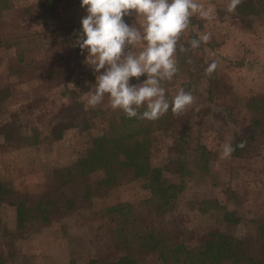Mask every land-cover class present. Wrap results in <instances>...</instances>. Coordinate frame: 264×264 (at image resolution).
I'll return each mask as SVG.
<instances>
[{
  "label": "rangeland",
  "instance_id": "obj_1",
  "mask_svg": "<svg viewBox=\"0 0 264 264\" xmlns=\"http://www.w3.org/2000/svg\"><path fill=\"white\" fill-rule=\"evenodd\" d=\"M196 2L203 6L205 12L209 9L211 12L207 17L194 15L181 42L189 47L193 34L198 37L210 34V42L203 43L204 49L201 50L204 58L209 63L217 61L218 67L210 78L200 74H205L203 70L192 72L196 59L188 61L194 57L193 51L191 57L181 63L173 81L162 82V86L169 100L181 88L196 98L191 108L202 110L197 117L200 116L204 126H199L194 119L190 136L193 137L197 129H204V139L211 140L214 178L199 181L195 173L186 175L188 188L173 200L168 211L156 216L144 213L142 204L135 202L145 195L139 183L130 187L121 183L99 185L104 173L98 170L89 176L91 192L84 199L93 211L87 216L84 213L76 216L73 220L79 226L70 227L67 232L60 229L59 219L64 218V224L68 225L70 220H66L69 216L60 214L58 218L52 217L42 229L39 224L26 225L23 233L31 235L24 236L16 226V207L3 202L0 204V250L6 257L15 256L9 264H47L52 258L63 263L66 250L78 248L80 255L85 254L91 245L101 248L102 258L111 259V253L114 255L116 250L108 229L114 227V223L101 210L106 204L118 201L133 202L140 216L137 225L142 233L153 229V232L170 240H174L180 230L190 228L181 237L189 241L201 239L208 224L221 227L222 220L215 218L221 216L220 211L215 217L212 214H209L211 217L201 215L199 210L192 211L195 203L188 202L210 197L227 201L224 195H230L232 188L238 195L230 197V207L236 208L241 202L243 208L251 213L248 217L264 214V136L252 139L253 148H246L242 156L221 158L225 140L234 137V130L247 127L250 116L258 113L249 105L254 100L251 97L264 100V0H253L254 7L242 3L235 13L227 11L229 0ZM85 15L80 0H0V126L12 125L24 130H32L35 126L41 132L40 137H44L38 149L32 146L10 150L0 146V178L12 182L18 190L42 189L48 181L49 171L71 166L84 155L82 153L89 145V139L81 136L78 126L71 127L54 143L49 136L53 123L60 121L65 114L76 123L77 117L86 116L89 109H94L88 106L86 93L94 90L97 74L85 63L87 53L82 54L79 47L73 46L81 29L80 20ZM124 19L128 24L135 23L134 15ZM183 57L180 58L183 60ZM144 79L146 76H141L139 82ZM131 82L138 81L132 78ZM210 88L211 91L208 90ZM69 92L78 97L77 102H71ZM107 105L111 106V102L106 97L100 106L104 109ZM112 114V111L105 114V119L103 116L106 123ZM89 125L87 129L90 131L83 133L99 132L92 123ZM169 140L167 135L155 136L151 155L153 164L164 163ZM258 184L263 186L258 187ZM107 188L108 192H100ZM84 201L83 209L86 207ZM105 222L104 227L96 229ZM34 229L38 230L33 233ZM100 233L103 235L94 237ZM78 235L85 246H82V251L79 250L80 241L75 243L67 238ZM151 256L155 257L149 252L140 260L150 262Z\"/></svg>",
  "mask_w": 264,
  "mask_h": 264
},
{
  "label": "trees",
  "instance_id": "obj_2",
  "mask_svg": "<svg viewBox=\"0 0 264 264\" xmlns=\"http://www.w3.org/2000/svg\"><path fill=\"white\" fill-rule=\"evenodd\" d=\"M252 2L253 0H246L243 4L254 7ZM191 39H199V37L193 34ZM201 48L204 49L203 43L195 50L178 53L179 66L181 67V63L189 59L194 51V57L190 60H196L191 71L204 72L210 63L204 58V51ZM180 57H183V60ZM200 74L206 76L204 73ZM69 96L71 102L73 100L77 102L78 97L73 96L71 92ZM251 98L254 100L251 99L249 105L259 114L254 112L249 118L247 127L234 130V137L225 140V142L231 141L235 148L232 156H242L246 148H253L252 139L264 136V100ZM89 110L90 113L86 116L77 117V124L65 114L60 121H55L51 126L49 136L51 135L52 143L64 137L71 127L78 126L81 136L85 135L89 139V145L82 153L84 155L81 154L82 156L78 157L71 166H61L62 168L49 171L45 187L40 190L34 189L36 191L29 188L18 190L12 182L0 178V204L4 202L16 207V226L22 235H31L23 233L27 229L26 225L39 224L42 229L52 217L58 218L60 214V216H69L66 221L70 220V224L66 225L63 222L64 218L59 219L62 231L67 232L68 228L79 226L73 219L76 216H83V213L87 216L88 212L93 211V208H88V203L84 199H87L91 192L89 176L98 170L104 173L99 185L121 183L130 187L139 183L145 195L135 202L142 204L141 209L144 213H152L156 216L168 211L173 200L188 188L189 181L186 175L195 173L199 181L214 178V153L209 145L211 140L204 139V129H197V133L193 137L190 136L191 127L195 125L194 119L199 126H204V123L200 122V116L197 117L201 109L195 111L189 108L179 117L174 116L169 110L165 116L156 121L128 118L122 111L114 110L108 105L104 109L98 106ZM111 111L113 114L106 123L105 114ZM143 111L144 109H140L141 113ZM90 123L99 131L97 134L83 133L86 130L90 131L87 129ZM40 133L35 126L32 130L28 128L24 130L4 124L0 126V146L11 148L10 150L32 146L38 149L40 141L44 139L43 136L40 137ZM157 134L167 135L170 140L164 163L153 164L151 155ZM241 141L245 142V146L236 147ZM262 186L258 184V187ZM98 188L99 186L96 190ZM108 191L107 188L100 192ZM225 193H228V190ZM237 195V190L232 188L230 195H224L227 201L222 202L217 197H210L188 202L195 203L192 211L199 210L201 215L212 214L215 217L220 211L221 216L215 218L218 221L222 220L221 227L208 224L201 239L189 241L181 237L184 231L188 233L190 228L180 230L174 240L164 238L160 233L153 232V229L142 233V229L137 225L140 216L130 200L106 204L101 212L114 223V227L108 229L113 236L116 250L114 255L111 253V259L102 258L101 248L98 245H91L85 254L79 255L78 248L69 249L66 250L67 255L63 263L52 258L47 264H264V214L256 213L248 217L251 213L249 214L247 208H243L241 202H238L239 209L230 207L228 200ZM82 201L88 209L86 207L83 209ZM105 224L106 222L101 223L96 229L104 227ZM37 230L34 229L33 233ZM102 235L100 233L94 237L98 238ZM67 238L75 243L82 239L80 235L73 236L72 239L70 236ZM80 243L82 245L79 250L82 251L84 243L81 241ZM149 252L155 255V257L151 256L150 262H145V256L144 260H140L142 255H147ZM14 257V255L6 257V254L0 250V264H9Z\"/></svg>",
  "mask_w": 264,
  "mask_h": 264
},
{
  "label": "clouds",
  "instance_id": "obj_3",
  "mask_svg": "<svg viewBox=\"0 0 264 264\" xmlns=\"http://www.w3.org/2000/svg\"><path fill=\"white\" fill-rule=\"evenodd\" d=\"M243 2L229 0L227 11L235 13ZM80 6L86 15L73 46L87 53L85 63L97 74L94 90L86 93L89 107L100 106L107 97L114 110L148 121L159 120L169 110L179 117L192 107L196 98L191 92L181 88L170 101L162 82L173 81L179 72L178 53L210 42V34L204 33L191 39L189 48L181 37L194 15L207 17L211 9L205 12L196 0H80ZM133 15L135 23H126L124 18ZM217 67L212 61L205 75L210 78ZM141 76L146 79L139 82ZM244 146L243 141L236 145ZM234 151L231 141L225 142L221 158H230Z\"/></svg>",
  "mask_w": 264,
  "mask_h": 264
}]
</instances>
